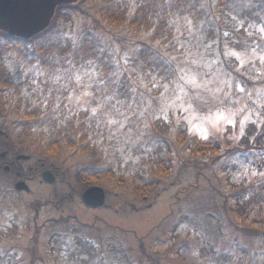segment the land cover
<instances>
[{"label":"rangeland","instance_id":"374dc122","mask_svg":"<svg viewBox=\"0 0 264 264\" xmlns=\"http://www.w3.org/2000/svg\"><path fill=\"white\" fill-rule=\"evenodd\" d=\"M102 1L86 0L78 11H63L52 32L53 68L39 64L47 57L41 58L45 51L38 52L35 42L5 59L18 87L13 104L20 140L32 159L52 169L55 180L33 179L25 192L14 191L0 176V264H30L26 250L33 224L40 231L36 251L44 259L33 264H138L140 243L146 255L155 254L143 257L142 264H239L243 259L264 264V209L244 216L235 204L250 197L241 192L242 183L264 179V151L247 157L220 152L214 160L192 154L176 139L183 131L187 142L191 137L215 141L223 150L228 143L229 150L242 137L251 139L249 129H264V0H182L164 37L107 24L100 15ZM115 1L133 13L148 0ZM83 40L97 42L109 70L93 60L62 58L59 47ZM142 48L152 56L143 58ZM173 101L181 106H169ZM32 107L40 114L36 121L22 113ZM224 109L238 114L223 131L203 138L202 119ZM80 114L86 116L87 152L61 143L58 156L48 154L51 123L61 126ZM166 149L172 167L169 175L159 176L149 157L163 156ZM85 167L109 171L99 183L104 207L86 208L76 194L77 174ZM117 178L126 183L117 184ZM137 178L152 181L153 192L135 195L129 180ZM36 200L34 215L28 204ZM59 217L97 227L90 233L83 229L85 235L74 229L66 234L94 240L98 257L79 262L69 256L78 247L64 233L49 239L46 226Z\"/></svg>","mask_w":264,"mask_h":264},{"label":"trees","instance_id":"16d2710c","mask_svg":"<svg viewBox=\"0 0 264 264\" xmlns=\"http://www.w3.org/2000/svg\"><path fill=\"white\" fill-rule=\"evenodd\" d=\"M86 0H81L76 4L73 5H62L59 6L56 9L55 17L49 26V28L42 33L36 35L34 37V42L36 44V48L38 49V52H44V55L41 56V58L47 57L46 60L40 61L39 63L43 68L45 69H51L54 67V62L52 61V52L56 48L54 42H52V32L53 29L56 27L58 21L60 18H64V12L66 10L71 11H78L81 4ZM182 0H148L143 5H138L133 13L130 12V10L126 9V7L120 6L117 1L115 0H103L102 4L100 5V15L102 16L103 21H105L107 24L112 26H126L130 30H137L142 29L143 31L147 32L148 30H151L153 33V37H159L160 33L161 36L164 37V34L167 35L171 31L169 29V20L172 19L175 12L177 11L178 7H180V3ZM159 16L158 19L155 17ZM40 41H42V44ZM46 47V48H45ZM60 48V55L62 58L64 55H68L69 59L74 61V63H79L80 61H86V60H93L100 64V66L104 67L105 72L109 70V64L108 62L103 61L104 60V53L99 52V48L97 45V42L94 40H83L81 44H77L74 47L68 46L65 47H59ZM48 49V50H46ZM140 55L143 58L152 56V52L148 48H142L141 51L139 50ZM49 54V55H48ZM51 57V58H50ZM37 62V61H36ZM63 62V61H61ZM69 66L71 64H68ZM39 66V65H38ZM20 103V102H19ZM23 116L26 117V119L31 121H36L39 119L40 114L38 111L32 107L28 110L22 111ZM79 117H73L71 120L67 121L65 124L61 126H57L54 122L51 123L49 126L50 133L54 135V138L48 142L46 147V152L48 154L53 155H59L60 150H62L63 145L71 150L74 151L76 149L79 150L81 154H84L87 152V126L85 125V118L86 116L83 114L77 115ZM51 122V121H50ZM248 134L250 135L251 139L249 137H242L240 140L239 145L235 146L234 148L230 147L228 150V143L225 144L224 150L222 147H220V144L215 141H204L197 139L196 137H191L189 139V142H187L185 137V132L179 131L176 135L177 143L180 145H184L185 149H188L192 154H195L198 157H204V156H210L212 159L216 160L220 157V154L218 153L223 152L224 154L228 153H240L241 156L245 155V157L248 156L249 153L253 152V150H262L264 151V129L260 132L255 131L254 129H249ZM56 135V136H55ZM162 137V136H161ZM163 142V137L160 138ZM186 142V143H185ZM165 145V144H164ZM160 148V147H158ZM166 148V145H165ZM165 148H163L165 150ZM150 163L154 166L155 171L159 176H167L170 173V169L172 167V161H171V155H169L168 150L166 149V152L163 156H150L149 157ZM201 167V166H200ZM109 171H103L97 172L95 170L87 169L86 167L79 171L77 174V177L81 183V188L77 190L76 194L81 202L80 194L81 192L92 185H99L100 183V176L108 174ZM0 176L3 178H6L7 176L3 173H0ZM6 176V177H4ZM110 179H114L111 175L109 176ZM6 181H9V178H6ZM146 180L140 181L139 178L129 180V185L134 191L135 195H138L139 197H145L150 192H153L154 188H152L154 185H152V181L145 182ZM115 182L120 185H124L126 182L122 179H115ZM144 182V184H142ZM157 185V182H156ZM244 185V186H243ZM8 191V190H7ZM108 191V189H107ZM249 192L250 197L247 198V200H243V197L241 201L239 199L235 201L236 209L241 211L242 214L247 215L249 211L253 208L256 209V211L259 213L262 212L264 209V179L260 181H256L254 183H242L241 186V192ZM75 191L69 192V195L71 196ZM68 195V196H69ZM67 196V197H68ZM69 196V197H70ZM243 196V195H241ZM240 196V197H241ZM82 204V202H81ZM39 206L38 201H32L30 204H28V207H31L34 209V215L35 207ZM264 220V218H263ZM51 223L46 226V231H50V235L48 236L51 240L54 238V236L57 237L56 234L58 233H64V236L68 237L71 242H73L77 247V251H70L69 256L72 258H76V260L81 261L82 263H85L88 261V258H94L95 256L98 257V252L95 251V243L94 240H91L89 237L87 238L85 235L87 233L86 230L89 231V233L93 230H97L96 226L88 225L85 223H77L74 224L69 218H62L59 217L57 219H52L50 221ZM29 223V222H28ZM30 225V224H29ZM31 226V225H30ZM32 228V236L30 240V245L28 246V249L26 250L27 253H29V263L33 264L36 260H39L43 262V257H41L39 254H37V235L40 233L39 229L33 224L31 226ZM26 229V227H25ZM68 229H74L77 230L78 233L81 232L82 235H77L74 231L73 237H71L69 234ZM86 233H85V231ZM59 230V232H57ZM60 235V234H58ZM97 239V238H95ZM99 241V240H98ZM102 245V243H98ZM97 244V245H98ZM139 249L141 252V260H139L138 264H142V258L144 259H150L149 254L154 253H148L146 255V251L142 244H139ZM155 255V254H154ZM84 260V261H83ZM245 260L243 259L242 262H239V264H244Z\"/></svg>","mask_w":264,"mask_h":264},{"label":"flooded vegetation","instance_id":"af4514ba","mask_svg":"<svg viewBox=\"0 0 264 264\" xmlns=\"http://www.w3.org/2000/svg\"><path fill=\"white\" fill-rule=\"evenodd\" d=\"M33 43V38L20 40L0 31V173L9 178L13 187L18 181L27 184L38 178L39 182H43L42 173L52 172V169L32 159V154L25 151L28 145L20 140L23 133L18 132L19 123L15 120L16 116L14 117L18 110L13 104L17 91L9 79L11 75L5 73L7 55L16 53L19 47L25 48Z\"/></svg>","mask_w":264,"mask_h":264},{"label":"water","instance_id":"95a60500","mask_svg":"<svg viewBox=\"0 0 264 264\" xmlns=\"http://www.w3.org/2000/svg\"><path fill=\"white\" fill-rule=\"evenodd\" d=\"M79 1L0 0V31L14 38L30 39L50 26L58 6ZM42 177L49 183L55 180L50 171L43 172ZM15 188L28 190L23 182H17ZM81 200L88 207H100L105 203V192L100 186H90L82 192Z\"/></svg>","mask_w":264,"mask_h":264},{"label":"clouds","instance_id":"9594fccd","mask_svg":"<svg viewBox=\"0 0 264 264\" xmlns=\"http://www.w3.org/2000/svg\"><path fill=\"white\" fill-rule=\"evenodd\" d=\"M198 87L200 85H197ZM179 100V97L177 98ZM171 107H179L181 106L176 101H173ZM238 112H234L231 109H224L221 112L209 116L207 118H203L200 125V131L203 134V138H207L208 135H211L214 131H223V126L226 122L233 119Z\"/></svg>","mask_w":264,"mask_h":264}]
</instances>
